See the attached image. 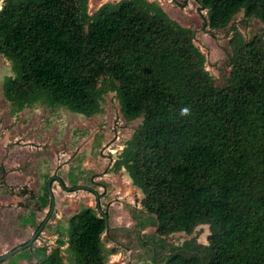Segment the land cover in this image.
<instances>
[{
	"label": "trees",
	"instance_id": "1",
	"mask_svg": "<svg viewBox=\"0 0 264 264\" xmlns=\"http://www.w3.org/2000/svg\"><path fill=\"white\" fill-rule=\"evenodd\" d=\"M192 1L205 13L204 31L227 34L221 85L206 71L194 33L155 3L119 0L90 15L88 0H3L0 56L12 77L2 95L16 113L42 105L92 118L113 94L125 123L141 121L111 168L142 196L156 239L152 261L264 264V0ZM240 14L245 28L256 20L263 29L244 36L234 24ZM58 182L70 193L80 189ZM87 190L95 209L71 216L65 241L48 254L40 249L38 264H106L118 253L103 244V235L115 244L108 215ZM40 203L50 207L46 190ZM200 227L208 229L206 244L193 236ZM180 234L189 239L165 246Z\"/></svg>",
	"mask_w": 264,
	"mask_h": 264
},
{
	"label": "rangeland",
	"instance_id": "2",
	"mask_svg": "<svg viewBox=\"0 0 264 264\" xmlns=\"http://www.w3.org/2000/svg\"><path fill=\"white\" fill-rule=\"evenodd\" d=\"M118 1L88 0V14L105 3ZM146 1L159 5L169 18L194 33V45L205 57L206 71L217 85H221V73L229 72L225 66L226 32H214L213 38L204 31L201 15L205 16V13L199 15L192 0L184 8L179 6L187 0ZM241 17L238 15L234 24L244 36L263 29L256 20H250L245 28L240 22ZM7 77H12L10 66L0 56V167L4 173L2 178L0 172V255L26 243L47 217L50 207L42 209L40 201L53 177L50 176L54 171L52 163L57 164L54 174L57 181L51 186L54 209L37 241L28 250L20 251L1 264H38L35 255H39L40 249H45L48 254L57 241H65L69 218L81 208L96 207L95 195L87 189L103 198L99 205L108 215L109 239L115 243L106 241L103 235V244L107 250L115 248L118 251L107 257L106 264H161L160 259L153 262L151 258L156 239L153 226L141 213V194L125 172L115 173L111 168L141 121L125 123L111 93L103 97L100 113L92 118L63 108L50 110L42 105L16 113L2 95V84ZM108 149L112 151L111 155ZM65 165L68 168L64 170ZM97 171L99 174L94 175ZM106 172L110 176L104 178V182H93ZM63 179L68 188L80 189L73 193L62 190L58 180ZM139 222L144 224L143 230L136 226ZM208 234L207 227H200L193 236L197 237L198 243L206 244ZM188 239L181 234L172 235L164 240V244L167 248L179 246ZM65 248H61L64 259Z\"/></svg>",
	"mask_w": 264,
	"mask_h": 264
},
{
	"label": "water",
	"instance_id": "3",
	"mask_svg": "<svg viewBox=\"0 0 264 264\" xmlns=\"http://www.w3.org/2000/svg\"><path fill=\"white\" fill-rule=\"evenodd\" d=\"M54 180H56V178H54V177L50 178L47 185H46V192H47L49 199H50V202H51L50 208H49V213H48L47 217L42 222V224L39 226V228L36 230L34 235L25 244L20 245L16 248L6 252L3 255H0V264L7 261L8 259H10L14 255H16L20 251L29 249L32 246V244L37 240L38 235L42 232V229L44 228L45 224L48 222L50 215L52 214V211L54 209V200H53V195H52V190H51V185H52ZM105 227H106V231H108L109 229H108V223L107 222L105 223Z\"/></svg>",
	"mask_w": 264,
	"mask_h": 264
},
{
	"label": "crops",
	"instance_id": "4",
	"mask_svg": "<svg viewBox=\"0 0 264 264\" xmlns=\"http://www.w3.org/2000/svg\"><path fill=\"white\" fill-rule=\"evenodd\" d=\"M52 165H53V169H54V171H53V173L51 172L50 173V176H53L54 177V174H55V169L57 168V164L56 163H52ZM84 166V165H83ZM65 167H66V169L68 168V165H65L64 166V170H65ZM84 168V167H83ZM111 169V168H110ZM70 170V169H69ZM95 170V169H94ZM122 172H124L123 170H121ZM118 172L119 174H122V172ZM95 174H99L98 173V171L96 172V173H94V175ZM118 174V175H119ZM110 176V174L109 173H105L104 175H102V176H100V177H96L95 179H93V182L95 183V184H100L99 182H104L106 179H104V178H106V177H109ZM56 180H57V178H56ZM62 181V180H61ZM63 183L65 184V186L68 188V186L69 185H67L66 183H65V181H64V179H63ZM69 188H71V187H69ZM53 191V190H52ZM139 192V191H138ZM140 193V192H139ZM142 197V196H141ZM142 199V198H141ZM100 200H103V198L102 199H99V202H100ZM141 201V200H140ZM140 201H139V203H140Z\"/></svg>",
	"mask_w": 264,
	"mask_h": 264
},
{
	"label": "clouds",
	"instance_id": "5",
	"mask_svg": "<svg viewBox=\"0 0 264 264\" xmlns=\"http://www.w3.org/2000/svg\"><path fill=\"white\" fill-rule=\"evenodd\" d=\"M190 115V109L188 107H184L180 110V116L186 117Z\"/></svg>",
	"mask_w": 264,
	"mask_h": 264
},
{
	"label": "flooded vegetation",
	"instance_id": "6",
	"mask_svg": "<svg viewBox=\"0 0 264 264\" xmlns=\"http://www.w3.org/2000/svg\"><path fill=\"white\" fill-rule=\"evenodd\" d=\"M51 178H52V177H51ZM54 178H55V177H54ZM55 181H56V180H54L53 183H54ZM51 190H52V188H51ZM43 221H44V220H43ZM43 221H42V222H43ZM42 222L39 224V226L42 224ZM39 226H38V228H39ZM38 228H37V229H38ZM37 229H36V230H37ZM42 230H43V229H42ZM35 232H36V231H35ZM35 232H34V233H35ZM33 235H34V234H33ZM37 238H38V237H37ZM36 241H37V240H36ZM36 241H35V242H36ZM24 244H25V243H24ZM22 245H23V244H22ZM27 250H28V249H27Z\"/></svg>",
	"mask_w": 264,
	"mask_h": 264
},
{
	"label": "built area",
	"instance_id": "7",
	"mask_svg": "<svg viewBox=\"0 0 264 264\" xmlns=\"http://www.w3.org/2000/svg\"><path fill=\"white\" fill-rule=\"evenodd\" d=\"M120 126H122V125H120ZM110 155H111V153H112V151L110 150V149H108V151H107ZM104 154V153H103ZM103 156H108V154L106 153V154H104Z\"/></svg>",
	"mask_w": 264,
	"mask_h": 264
}]
</instances>
